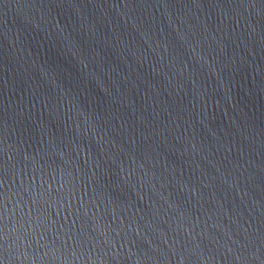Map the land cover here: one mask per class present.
<instances>
[{
	"label": "water",
	"instance_id": "95a60500",
	"mask_svg": "<svg viewBox=\"0 0 264 264\" xmlns=\"http://www.w3.org/2000/svg\"><path fill=\"white\" fill-rule=\"evenodd\" d=\"M0 264H264V0H0Z\"/></svg>",
	"mask_w": 264,
	"mask_h": 264
}]
</instances>
